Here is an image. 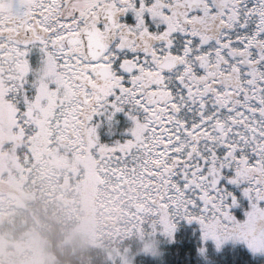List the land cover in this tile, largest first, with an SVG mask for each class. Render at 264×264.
I'll list each match as a JSON object with an SVG mask.
<instances>
[{
  "label": "snow or ice",
  "instance_id": "snow-or-ice-1",
  "mask_svg": "<svg viewBox=\"0 0 264 264\" xmlns=\"http://www.w3.org/2000/svg\"><path fill=\"white\" fill-rule=\"evenodd\" d=\"M118 111L128 137L101 144ZM5 123L123 154L167 231L264 250V0H0Z\"/></svg>",
  "mask_w": 264,
  "mask_h": 264
},
{
  "label": "rangeland",
  "instance_id": "rangeland-1",
  "mask_svg": "<svg viewBox=\"0 0 264 264\" xmlns=\"http://www.w3.org/2000/svg\"><path fill=\"white\" fill-rule=\"evenodd\" d=\"M46 141V149L40 151L41 158L31 159L33 162L26 160L35 151H19L17 158L20 162L15 158L10 166L15 170L13 177L6 182L19 194L0 192V211L17 215V212L23 211L25 222L39 235V240H50L49 235L53 232L54 223H57L61 234L58 247L65 245L77 250L90 244L91 233L86 224L83 225L88 197H92L89 202L94 197L99 207L94 218V225H98L97 233L95 230L94 233L99 236L97 241L106 258L115 264H137V258L142 255L162 258V242L167 236L158 227L159 217L153 213V199L149 188H145L148 183L143 171L138 167L136 169L133 163H127L122 155L118 157L112 152L91 149L79 140L53 136ZM71 142H76V145L70 146ZM113 142L109 145L107 141H101V144L111 146ZM87 166H95V196L89 193L88 183L85 184L80 176ZM35 198L43 205L45 215L29 211L27 205ZM177 219L182 221L183 217ZM199 238V253L208 264L209 260H213L208 258L209 250L213 254L234 244L248 248L247 243L240 239L228 238L217 244L211 235H202L201 227ZM39 250L40 253L27 252L26 257L19 256L14 250V255L0 256V264L58 263L51 252H45L43 246ZM252 251L256 256L264 255V250ZM1 253L8 254L5 251ZM261 259V264H264V256Z\"/></svg>",
  "mask_w": 264,
  "mask_h": 264
},
{
  "label": "trees",
  "instance_id": "trees-1",
  "mask_svg": "<svg viewBox=\"0 0 264 264\" xmlns=\"http://www.w3.org/2000/svg\"><path fill=\"white\" fill-rule=\"evenodd\" d=\"M48 142V141H47ZM47 145V144H46ZM44 150V149H43ZM31 159H27L29 161ZM25 161V162H26ZM31 162H33L31 160ZM1 169V168H0ZM95 171V166H87L86 170ZM0 192L7 193L10 195L19 194V191H15L13 188L9 187L6 184L7 181H2L1 176L3 172L0 170ZM23 176V175H22ZM6 179V178H5ZM9 181V180H8ZM89 184V183H88ZM90 187L87 188L89 193L92 195H96L94 189H92L91 183L89 184ZM88 195V194H87ZM92 197H88L87 207H86V220L83 226L88 227V231H90L91 235L89 234L90 244L84 248H80L77 250L72 249L71 247H58L59 242V227L57 223H54L53 232L49 235L50 240L41 239V245L44 247L45 252L48 254L51 252L55 259L58 260L57 264H115L110 259L106 258L103 252L100 249V243H98L97 238V227L98 225H94V218L97 214L98 204H95L94 197L89 202V199ZM65 202V201H64ZM29 211L30 209L38 214L45 215L43 205L39 202L38 199L35 198L34 202H29L27 205ZM235 207V205L233 206ZM236 207L241 208L240 213H245V209H247V205L242 202L237 203ZM46 210V209H45ZM30 214H33V213ZM236 212V211H235ZM17 215L20 219L26 220V217L23 216V211L17 212ZM22 213V215H20ZM27 214V211L25 212ZM156 216L159 217L158 219V227L162 232H166V239L163 240L162 250H163V257L159 259L151 258L145 255H142L137 258V264H208L204 257L201 256L199 253V246L201 245V240L199 238V231L200 225L198 226H191L192 220H186L183 218L181 222L178 221L176 218L174 220V227L171 231H167L165 229L164 224L161 222V215L158 213V209L156 211ZM243 216V215H239ZM16 217V218H18ZM26 223V222H25ZM91 223V225H90ZM86 227H84L86 229ZM96 227V228H95ZM28 228V229H27ZM37 229V228H35ZM29 231L32 235L38 238V234L29 229V225L26 223L24 227H22L21 222H15V231L17 237L22 235L23 231ZM94 230L96 233H94ZM15 233V234H16ZM45 235V233H43ZM47 234V233H46ZM16 237V241L18 238ZM99 237V236H98ZM92 244V245H91ZM97 245V247H96ZM209 245V244H208ZM41 246V247H42ZM94 246V247H92ZM99 247V248H98ZM16 250L15 248L11 249L10 251ZM17 252V251H16ZM43 252V251H42ZM14 253V252H13ZM208 258H213V260H209V264H261L262 259L261 257L264 256H256L249 247H244L242 245H229L223 247V250L220 252L215 253H207Z\"/></svg>",
  "mask_w": 264,
  "mask_h": 264
},
{
  "label": "flooded vegetation",
  "instance_id": "flooded-vegetation-1",
  "mask_svg": "<svg viewBox=\"0 0 264 264\" xmlns=\"http://www.w3.org/2000/svg\"><path fill=\"white\" fill-rule=\"evenodd\" d=\"M96 119L99 120V123L97 124V136L100 143L101 141H107V143L109 144V142L116 141V138H119V141H122L128 137L129 133L126 130L132 126V121L128 118V116L125 115L124 111L116 112L111 121H105L102 117H96ZM124 134L126 136H123ZM46 139L47 137L43 139L37 138L35 134L31 136L22 135L19 129L13 131L11 126L7 123L0 127V170L1 172H3L1 180L10 181V178L13 177L12 172H14L15 170L13 168H10V166L12 165V163H14L15 158L20 162L19 158H17L19 151H35L34 153H31L29 155L28 159H35L36 157L40 159L42 156L40 154V151L46 149ZM69 145L73 147L76 145V142H71ZM127 163L131 162L128 161ZM80 174L82 176V180H85V184L91 183L92 189H94L96 174L95 171L83 169ZM78 178L80 179V177ZM146 179L148 185L145 188L147 189L149 188L151 182L148 180V178ZM89 184L88 187H90ZM152 199L154 202L153 195ZM153 202L151 203L152 205ZM152 208H154L155 212H152L155 215L157 208ZM240 209L241 208L236 207V205L235 207H233V215L237 219L244 218V213H240ZM16 217L18 216H15V213H7L0 211V256L9 257L11 255H14V253L10 251L13 248H15L17 253H19V256L22 257L28 256L27 252L40 253L39 248L42 246L40 244L42 241L32 235L29 231L25 230L22 232V235H19V237H17V234L19 233H16L15 231V222H21L22 227H24L26 223L24 219ZM190 224L192 227L200 225L199 222L196 220H192ZM16 237L18 238V241L15 242ZM3 251L8 253L7 256L1 253Z\"/></svg>",
  "mask_w": 264,
  "mask_h": 264
}]
</instances>
